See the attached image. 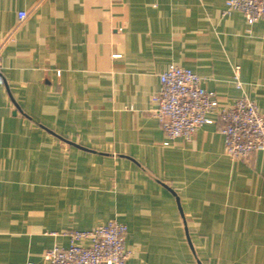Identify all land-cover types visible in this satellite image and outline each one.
Returning a JSON list of instances; mask_svg holds the SVG:
<instances>
[{
    "label": "crops",
    "instance_id": "1",
    "mask_svg": "<svg viewBox=\"0 0 264 264\" xmlns=\"http://www.w3.org/2000/svg\"><path fill=\"white\" fill-rule=\"evenodd\" d=\"M225 1L0 0V264L109 219L125 264H264V150L229 159L215 114L166 146L152 114L176 64L264 115V20Z\"/></svg>",
    "mask_w": 264,
    "mask_h": 264
},
{
    "label": "built area",
    "instance_id": "2",
    "mask_svg": "<svg viewBox=\"0 0 264 264\" xmlns=\"http://www.w3.org/2000/svg\"><path fill=\"white\" fill-rule=\"evenodd\" d=\"M239 11L248 25L264 20V0H226L223 15ZM26 17L18 11L19 21ZM240 67H232V81L242 90ZM0 56V87L3 85ZM152 110L164 133L163 145L175 139L190 141L198 127L220 121L224 153L232 160L248 159L264 150V115L253 100L241 94L230 106H218L215 92L202 86V78L190 68L170 64L159 74V89L151 96ZM127 226L109 219L87 230L67 233L66 247L54 245L44 250V264H125L130 250L125 246ZM33 264V263H28Z\"/></svg>",
    "mask_w": 264,
    "mask_h": 264
}]
</instances>
